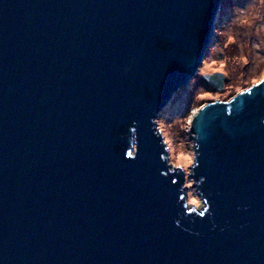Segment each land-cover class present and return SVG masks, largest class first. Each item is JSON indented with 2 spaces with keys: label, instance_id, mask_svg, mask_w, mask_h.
Returning a JSON list of instances; mask_svg holds the SVG:
<instances>
[{
  "label": "water",
  "instance_id": "1",
  "mask_svg": "<svg viewBox=\"0 0 264 264\" xmlns=\"http://www.w3.org/2000/svg\"><path fill=\"white\" fill-rule=\"evenodd\" d=\"M221 5L0 0V264H264V78L193 116L200 207L157 123Z\"/></svg>",
  "mask_w": 264,
  "mask_h": 264
},
{
  "label": "rangeland",
  "instance_id": "2",
  "mask_svg": "<svg viewBox=\"0 0 264 264\" xmlns=\"http://www.w3.org/2000/svg\"><path fill=\"white\" fill-rule=\"evenodd\" d=\"M247 2L248 0H222L216 28L227 25L233 19V8L236 6L243 7ZM260 12L264 15V6L260 7ZM245 30L241 29V31ZM220 38L215 30L214 41L206 53L205 60L208 58L207 62L204 63V60L197 74L190 80L189 84L175 93L172 100L161 110L157 117L158 127L168 146L171 164L175 166L173 164V152L179 154L181 149H183V152L180 155L192 159V164L184 169L187 174L185 183L188 186V203L193 204L195 201L194 205L196 207H200L202 199L192 186V179L188 177L190 167L195 161L193 140L190 138L191 122L194 114L204 104L215 100L228 101L239 92L254 86L264 78V63L254 59V50L251 47V40L255 39V37L249 38L245 36V39L249 41L247 49H241L239 44H232L224 50L223 55L228 57L226 69L222 72L225 75L224 89L219 90L212 87L204 76L207 73L217 72L214 69L218 65L208 67V64L213 59L221 58L218 56L210 57L213 48L220 42ZM226 38L223 37V39ZM242 55H247L248 64H244L242 61L236 62V58ZM221 63H226V61H221Z\"/></svg>",
  "mask_w": 264,
  "mask_h": 264
},
{
  "label": "clouds",
  "instance_id": "3",
  "mask_svg": "<svg viewBox=\"0 0 264 264\" xmlns=\"http://www.w3.org/2000/svg\"><path fill=\"white\" fill-rule=\"evenodd\" d=\"M264 6V0H248L245 6H236L233 8V19L224 26L216 28V33L220 38V42L213 48L212 55L221 57L220 59H213L208 67L212 65H218L214 70L217 72H224L227 66L228 57L223 55L224 50L229 48L232 44H239L241 49H247L249 47V41L245 39V36L249 38L255 37L251 40V47L254 50V59L261 63H264V15L260 12V7ZM241 29H246L241 31ZM223 37H227L223 39ZM208 58L205 60L206 63ZM226 61V63H221ZM242 61L244 64H248L249 60L247 55H242L236 58V62ZM264 82V81H261ZM173 152V164L184 170L187 166L192 164V159ZM195 204V201L193 202ZM207 212L204 209L200 212L203 217Z\"/></svg>",
  "mask_w": 264,
  "mask_h": 264
},
{
  "label": "snow or ice",
  "instance_id": "4",
  "mask_svg": "<svg viewBox=\"0 0 264 264\" xmlns=\"http://www.w3.org/2000/svg\"><path fill=\"white\" fill-rule=\"evenodd\" d=\"M131 154V153H130Z\"/></svg>",
  "mask_w": 264,
  "mask_h": 264
}]
</instances>
